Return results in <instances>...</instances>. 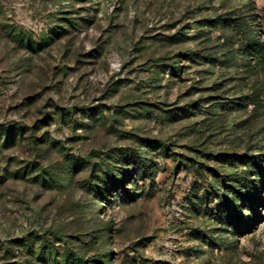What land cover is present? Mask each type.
<instances>
[{"label":"rangeland","instance_id":"obj_1","mask_svg":"<svg viewBox=\"0 0 264 264\" xmlns=\"http://www.w3.org/2000/svg\"><path fill=\"white\" fill-rule=\"evenodd\" d=\"M258 55L264 0H0V264H264Z\"/></svg>","mask_w":264,"mask_h":264},{"label":"trees","instance_id":"obj_2","mask_svg":"<svg viewBox=\"0 0 264 264\" xmlns=\"http://www.w3.org/2000/svg\"><path fill=\"white\" fill-rule=\"evenodd\" d=\"M57 33V32H56ZM45 43H48V42H45ZM247 49L249 50V51H251V53H253L254 55H256L254 52H257V53H259L258 52V50H257V47H254V46H248L247 47ZM254 51V52H253ZM253 59V61H255L257 64H258V66H260V68H261V70L262 69H264V57H262V55H258V56H254V58H252ZM263 71V70H262ZM264 72V71H263ZM263 94L264 93H256V95L253 97V100H252V102L255 104V106H261V105H263V103L261 102L262 100H261V97L263 96ZM217 106V108H219L221 105H219V104H216ZM219 109H225V106H221ZM169 111H172V110H169ZM169 111H165V114H166V116L170 119V120H172L173 121V117L172 116H170V115H172L171 113H173V112H169ZM162 112H164V110L162 111ZM160 149V148H159ZM132 164L133 165H135L136 166V168H138L136 171H139V169L141 170V169H143V167L142 166H144L142 163L140 164L141 166L140 167H138V163H136V162H132ZM136 180H139V179H136ZM115 182V181H114ZM136 185H139V183L137 182V184ZM242 215L239 213V211L238 210H236V211H234L233 212V215H231V216H229V220L230 221H232V222H230V223H232V224H230V225H234V222H237V224L239 225V223H240V225L242 226V229L244 230V232L246 233L247 231L248 232H250V229L252 228V226H251V224H250V222L249 221H245V219H243V217H241ZM234 221V222H233ZM237 226V225H236ZM71 260L73 259L74 260V258L72 257V258H70ZM72 260V261H73ZM67 264H70L71 262L70 261H68L67 260ZM70 262V263H69ZM92 264H94L95 262H91Z\"/></svg>","mask_w":264,"mask_h":264}]
</instances>
